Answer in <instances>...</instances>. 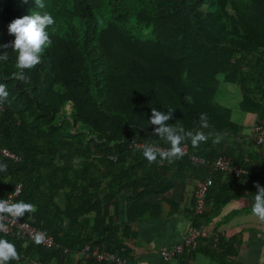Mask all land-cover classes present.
I'll use <instances>...</instances> for the list:
<instances>
[{"label": "trees", "instance_id": "16d2710c", "mask_svg": "<svg viewBox=\"0 0 264 264\" xmlns=\"http://www.w3.org/2000/svg\"><path fill=\"white\" fill-rule=\"evenodd\" d=\"M44 3L40 9L35 0H0V45L14 40L8 24L15 18L47 11L55 20L48 28L52 45L40 64L25 70L27 83L13 78L17 53L0 49L9 56L0 61V83L10 93L1 105L0 148L22 156L15 162L0 154L7 165L0 171V199L22 183L13 202L36 208L22 218L61 247L0 233L19 254L9 264H115L86 257L87 244L132 264V222L163 217V202L170 213L178 212L187 173L201 179L208 171L205 161L222 153L242 167L240 177L227 175L252 182L245 189L254 199L258 180L264 186V163L253 154L239 156L235 146L242 147L244 127L215 99L223 77L241 90L240 109L257 115V122L264 119V0ZM152 108L175 110L168 123L185 132L203 131L207 143L194 148L185 139L182 158L149 163L144 146L136 144L170 147L154 134ZM201 113L208 116V128L200 127ZM217 133L222 139L213 143ZM193 155L203 161L194 162ZM234 194L227 184L215 188L214 182L207 208L211 201L217 208L228 203ZM206 213L197 216L193 205V226L202 228ZM206 235L194 245L209 237V252L227 254V236Z\"/></svg>", "mask_w": 264, "mask_h": 264}, {"label": "crops", "instance_id": "0c3cea01", "mask_svg": "<svg viewBox=\"0 0 264 264\" xmlns=\"http://www.w3.org/2000/svg\"><path fill=\"white\" fill-rule=\"evenodd\" d=\"M224 82L226 81L224 80ZM221 85L222 80L220 87ZM241 100L242 92L237 102L239 108ZM225 107L233 109L231 106ZM247 114L255 118L249 131H246V125L243 123L245 118L237 120L234 115L232 116L235 122L244 127L242 135L238 139L242 147L235 146V150L239 156L241 152L244 155L249 153V155L258 156L264 163V141H261L258 134L253 131L258 116L252 113ZM251 160V164H254L255 161ZM198 175L197 172L187 173L184 179L185 183L187 182V187L181 192V195L185 197H178L181 204L178 212L170 213L169 208L171 207L163 202L165 210L163 217L143 218L132 222L133 227L130 232L133 231L136 235L135 240L128 241L133 248L132 264H264V222L252 214L254 199L249 197L247 189H245V186H250L253 183L243 178L235 181L230 179L227 174L214 177L215 188L227 184L235 191V197L218 208L211 201L205 218L200 223L201 227L208 234H212L214 239L228 237L227 254L225 255L223 251L216 254L209 252L207 245L211 238L205 237L183 255L169 261L162 259L161 252L183 241L193 227L191 213L193 212L195 187L200 179ZM204 175L203 172L202 176ZM258 182L261 183L262 180H258Z\"/></svg>", "mask_w": 264, "mask_h": 264}, {"label": "clouds", "instance_id": "9594fccd", "mask_svg": "<svg viewBox=\"0 0 264 264\" xmlns=\"http://www.w3.org/2000/svg\"><path fill=\"white\" fill-rule=\"evenodd\" d=\"M26 3L27 0H24ZM37 8L44 9L46 7L44 0H35ZM55 23L54 17L50 12L44 11L31 12L30 15L15 18L8 24V34L14 36V40L7 44L0 45V49H12L17 53L16 68L18 71L13 74V78L17 81L28 82L25 70H30L41 63L43 53L46 48L52 45V40L48 32V28ZM9 59L7 51L0 54V61ZM9 91L5 83H0V105L8 102ZM185 100L191 102V97L186 96ZM175 110L169 109L167 112L152 108V115L149 119L150 125L154 127V134L165 139L170 147L166 150L160 149L152 144H147L142 149V154L149 163H156L159 160L168 161L182 158L184 155L182 142L190 139L192 146L199 147L201 143H207L209 135L203 131L195 132L185 130L182 127H172L168 122L171 120ZM200 127L208 128V116L206 113L200 114ZM222 136L217 133L213 143H219ZM7 165L0 163V171H6ZM257 192L255 193L254 203L252 204V214L261 222H264V186L259 183L255 185ZM35 205L23 200L10 202L8 199H0V230H6L3 223L5 216L18 219L24 217L26 213L35 212ZM35 242L40 244L42 237L38 234ZM19 254L15 245L6 240L0 239V264H9L11 260H18Z\"/></svg>", "mask_w": 264, "mask_h": 264}, {"label": "built area", "instance_id": "2783aa9c", "mask_svg": "<svg viewBox=\"0 0 264 264\" xmlns=\"http://www.w3.org/2000/svg\"><path fill=\"white\" fill-rule=\"evenodd\" d=\"M3 111V107L0 105V112ZM253 131L256 132L261 141H264V119L260 122H256L253 126ZM137 146H145V143L136 144ZM184 153L188 151L187 145H182ZM160 149L166 150V148L159 147ZM0 154L13 160L15 162H19L22 159V156L19 153L11 151L8 148H0ZM192 160L196 163H201L203 161L202 158L193 155ZM208 171L205 175L198 180L194 196H195V213L197 216L203 215L207 209V193L209 189L214 184V174L215 173H224V174H232L235 177H240L242 174V167L235 162V158L226 153L220 154L214 160L205 161ZM22 191V183L18 184L15 191L11 193L6 199L10 202H13L14 198L17 197ZM3 223L6 225V230H0V233L9 235L11 237H15L18 239H26L29 241H34L36 236L39 234L42 237L41 245L51 248L60 249V245L55 242L54 237L51 234L46 233L44 230L37 229L33 224L29 221L21 218L13 219L12 217L5 216ZM207 232L198 227L193 226L186 237L180 243L174 245L171 248L165 249L161 252L162 259L169 261L174 259L175 257L184 254L186 251L193 248L196 241L205 236ZM68 251V248L65 249V252ZM82 252L86 257L95 258L97 261H104L115 264H130L129 261L117 255L111 251L105 250L102 251L99 246H91L90 244L85 245L82 249ZM40 264V263H35Z\"/></svg>", "mask_w": 264, "mask_h": 264}, {"label": "rangeland", "instance_id": "374dc122", "mask_svg": "<svg viewBox=\"0 0 264 264\" xmlns=\"http://www.w3.org/2000/svg\"><path fill=\"white\" fill-rule=\"evenodd\" d=\"M220 79L222 80V85L219 89L218 96L215 99L216 102L222 106H231L233 108L231 110L232 116L234 115L237 120L239 118H245V121H243V123L246 125V131H249L250 126L255 121V118L250 114L242 112L237 106V102L241 94L239 87L234 83L224 82L223 77H220ZM236 109H238V111H236Z\"/></svg>", "mask_w": 264, "mask_h": 264}]
</instances>
